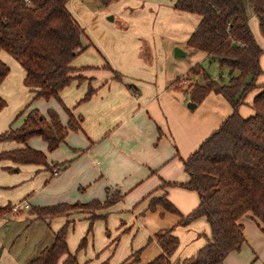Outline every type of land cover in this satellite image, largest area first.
<instances>
[{"label": "crops", "instance_id": "0c3cea01", "mask_svg": "<svg viewBox=\"0 0 264 264\" xmlns=\"http://www.w3.org/2000/svg\"><path fill=\"white\" fill-rule=\"evenodd\" d=\"M174 1L109 0L96 12L67 0L83 28L81 41L87 45L72 58L73 78L58 95L81 120L53 149L38 134L25 142L0 139V152L27 145L44 152L48 163H64L53 174L40 164L0 158V205L29 204L0 213V227L8 229L18 213L27 219L26 226L41 224L38 239L23 252L0 241V264H25L65 223L67 249L74 254L75 264H147L162 251L150 237L163 227H172L178 238L172 261L193 255L210 237L204 216L179 222L198 203L197 191L179 182L188 178L183 160L231 112V106L213 90L193 101L189 89L178 82L179 77L200 82L201 74L189 68L213 60L187 45L199 15L173 7ZM247 14L248 26L261 47V71L255 78L257 87L238 106L242 116L253 113V96L264 84V35L250 8ZM175 46L178 53H174ZM0 59L9 67L0 82V96L5 99L0 132L18 127L30 108L44 115L47 108H53L65 125L68 116L60 102L54 97H33L17 60L2 49ZM88 86L91 94L81 99ZM188 101L194 106L189 107ZM109 195L111 201L94 210L79 206L42 217L32 212L37 206L103 201ZM161 195L176 211L161 203L149 206L152 197ZM239 221L244 240L218 264H264V223L250 211Z\"/></svg>", "mask_w": 264, "mask_h": 264}, {"label": "trees", "instance_id": "16d2710c", "mask_svg": "<svg viewBox=\"0 0 264 264\" xmlns=\"http://www.w3.org/2000/svg\"><path fill=\"white\" fill-rule=\"evenodd\" d=\"M109 0H100L106 4ZM67 0H0V49L10 54L24 70L23 83L33 97L56 98L67 113L63 125L53 108L46 114L36 108L26 111L21 124L0 132V139L25 142L33 134L40 135L53 149L63 140L68 129H77L81 115L73 113L60 100L58 92L73 78L72 58L87 44L81 41L83 28L66 5ZM173 7L195 12L199 20L187 38V45L203 51L219 67L227 68V80L219 81L208 75L195 63L189 70L201 73L203 81L189 89L191 100L198 102L209 90L219 92L230 104L231 112L183 160L188 178L179 182L198 193V203L180 223L204 216L209 224L210 237L193 255L181 261L170 260L178 238L172 227L155 231L154 238L162 251L147 264H218L223 256L238 249L244 240L239 217L245 212L264 223V84L252 99L253 113L242 116L238 106L245 94L257 87L256 76L261 71L258 57L261 47L248 26V8L257 17L258 27L264 35V0H175ZM234 42V44H233ZM8 65L0 59V82L8 72ZM92 92L87 87L81 99ZM5 99L0 96V109ZM14 162L35 163L47 169H60L64 163H48L41 150L23 146L0 152V158ZM175 182H168L173 184ZM109 190L108 188L106 189ZM115 194L114 196H116ZM68 204L58 202L32 208L36 216L55 214L67 206H102L111 201ZM161 203L176 211L163 196L152 197L149 206ZM10 205H0V213ZM90 226L88 227V229ZM67 224L53 232L52 240L25 264H75V256L67 249ZM82 239L79 245L82 244ZM137 258V251L133 259Z\"/></svg>", "mask_w": 264, "mask_h": 264}, {"label": "rangeland", "instance_id": "374dc122", "mask_svg": "<svg viewBox=\"0 0 264 264\" xmlns=\"http://www.w3.org/2000/svg\"><path fill=\"white\" fill-rule=\"evenodd\" d=\"M74 1L75 0H72L73 4L77 5V3H80V5H82L84 10L88 9L91 11L93 10V11L98 12L100 11V9L104 8V4L101 3L100 0H76L77 3ZM201 65L210 77L217 79L219 81L227 80V77H228L227 68L225 66L219 67L216 60H213V61L205 60L202 62ZM201 81H203V78ZM195 83H197V81L193 79L190 80L188 82V88L190 89L191 86ZM79 206H84L85 209L87 208L92 209V210L95 209V206H92V205H77V206L73 205V206H67L60 212L65 213L71 209H77V207ZM9 212L12 213L15 211H11L9 209ZM44 215H48V214H44ZM16 216H19V217L17 218ZM16 216L11 218L10 220L11 222H10L8 229H4L3 227H0V241L5 246H8L9 244H11L12 250L23 252L28 247H32V243L36 242V239H38L40 232H41V224L40 222H38L36 224H30L26 226L25 222L26 223L28 222L27 219H25L23 216H20L19 213L16 214Z\"/></svg>", "mask_w": 264, "mask_h": 264}, {"label": "built area", "instance_id": "2783aa9c", "mask_svg": "<svg viewBox=\"0 0 264 264\" xmlns=\"http://www.w3.org/2000/svg\"><path fill=\"white\" fill-rule=\"evenodd\" d=\"M190 80L188 79V78H186V77H179L178 78V82L180 83V84H182V85H185V87L186 88H188V82H189ZM189 89V88H188ZM58 168L57 167H52V169H51V172L53 173V174H55V173H57L58 172ZM28 202L27 201H21V202H17V203H13L11 206H10V210L11 211H16V210H18L20 207H25V208H27L28 207Z\"/></svg>", "mask_w": 264, "mask_h": 264}, {"label": "water", "instance_id": "95a60500", "mask_svg": "<svg viewBox=\"0 0 264 264\" xmlns=\"http://www.w3.org/2000/svg\"><path fill=\"white\" fill-rule=\"evenodd\" d=\"M111 18V17H110ZM233 44H234V42H233ZM180 51V49L177 47V46H175L174 47V53H178ZM194 102H191V101H188L187 102V105L189 106V107H193L194 106Z\"/></svg>", "mask_w": 264, "mask_h": 264}]
</instances>
